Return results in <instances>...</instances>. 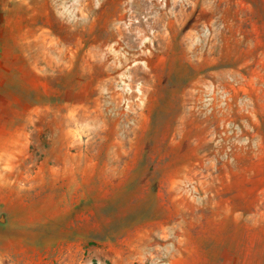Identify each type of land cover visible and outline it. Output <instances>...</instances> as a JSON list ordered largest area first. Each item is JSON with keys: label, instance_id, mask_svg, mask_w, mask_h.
I'll return each instance as SVG.
<instances>
[{"label": "rangeland", "instance_id": "rangeland-1", "mask_svg": "<svg viewBox=\"0 0 264 264\" xmlns=\"http://www.w3.org/2000/svg\"><path fill=\"white\" fill-rule=\"evenodd\" d=\"M0 264H264V0H0Z\"/></svg>", "mask_w": 264, "mask_h": 264}]
</instances>
